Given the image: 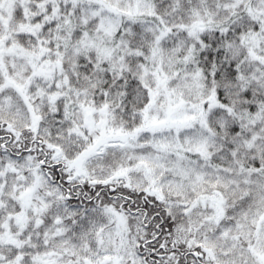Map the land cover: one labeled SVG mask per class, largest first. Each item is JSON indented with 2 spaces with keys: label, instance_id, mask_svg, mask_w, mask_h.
I'll use <instances>...</instances> for the list:
<instances>
[{
  "label": "snow or ice",
  "instance_id": "snow-or-ice-1",
  "mask_svg": "<svg viewBox=\"0 0 264 264\" xmlns=\"http://www.w3.org/2000/svg\"><path fill=\"white\" fill-rule=\"evenodd\" d=\"M0 264H264V0H0Z\"/></svg>",
  "mask_w": 264,
  "mask_h": 264
}]
</instances>
